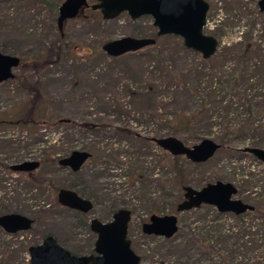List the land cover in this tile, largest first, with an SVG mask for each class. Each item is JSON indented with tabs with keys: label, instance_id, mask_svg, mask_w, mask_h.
Here are the masks:
<instances>
[{
	"label": "rangeland",
	"instance_id": "rangeland-1",
	"mask_svg": "<svg viewBox=\"0 0 264 264\" xmlns=\"http://www.w3.org/2000/svg\"><path fill=\"white\" fill-rule=\"evenodd\" d=\"M61 1L47 0L48 5L36 13L33 12L32 17L27 15L26 18L19 12L16 14L18 18L14 17L16 22H10V34L6 35L0 31V44L4 43L6 48L4 52L20 59V63L13 70L14 77L0 83V120L16 117L21 103L27 98L25 89L20 87L15 77L22 80L25 78L29 84L37 82L40 85L39 91L45 100L47 116V124L37 127L32 134L0 124V159L11 164L15 160L41 161L45 155L49 159L52 156L64 158L62 154L69 148H85L90 156L75 174L70 173L68 169L58 168L56 164H41L33 172L34 177L42 179V182L37 184L29 182L20 173L0 172V204L10 206L11 210L16 211L15 214L33 220L29 232L26 231L28 233L25 236L20 235L18 239L26 237L40 243L43 236L49 234L57 244H61L68 251L80 253V256L91 250L94 240L87 228L89 219L95 218L105 222L110 219L111 211L119 208L131 210L127 239L130 243H138L134 246L136 253L143 249L152 250L156 242L150 238L139 237L140 225L146 222L150 215L174 214V210H167L168 205L177 198L181 201L182 191L174 188L172 183L159 190L157 184L167 179L169 182L173 181V174L169 169L163 170L162 164L155 167L154 160L145 156L147 163L138 165L144 170L138 171L139 178L132 179L129 174L127 165L131 161L130 154L126 151L129 152L130 149L124 143L127 141L117 140L111 133V128L123 126L142 136L149 135L156 128L148 117L153 113L155 103L150 99L141 101L138 97L131 100L120 90V86L114 88L109 85L105 72L110 58L100 50L101 44L106 40L135 36L138 28L151 24V18L142 16L131 20L122 12L112 19L104 20L98 11L86 8L76 17L65 20L62 24V35H59L50 15L56 16V6ZM205 1L208 10L203 33L214 36L223 44L237 40L242 33L251 31L252 40L260 42L264 48V11H258L255 0ZM92 2L94 0H88V3ZM52 7L56 8L55 12ZM31 33H34V36H28ZM58 37L61 41L56 40ZM162 41V45L170 44V39L160 40ZM52 42L59 45L58 58L46 67L33 70L30 66L32 57L42 54ZM164 58L168 60L170 57L165 55ZM174 62H180V58H175ZM137 63L138 60L134 58H124L120 61L121 66L114 70L134 68ZM186 99V95L178 91L175 106ZM59 118L69 120V126L64 122H57ZM82 121L109 126L97 133L99 137L90 133L82 135L77 127ZM6 140L21 141V147L11 153L2 148V141ZM194 143L196 142L189 141L186 145ZM246 144H228L227 149H240L247 146ZM150 151L152 154H159L156 148L152 147ZM183 170L189 181L187 186L193 189L203 187L216 175L220 176L218 181L230 183L235 187L246 173L264 172L262 166L247 156L241 159L233 156L228 159L224 151L218 150L207 162L198 165L189 163L183 165ZM149 181L152 182L150 186L142 187ZM211 181L210 183L214 182ZM68 186L75 187L93 199L92 210L84 216L85 228L78 226L72 212L55 204L56 190ZM233 199L243 201L238 195ZM196 210L199 208L179 214L178 227L195 228L203 213V210L195 212Z\"/></svg>",
	"mask_w": 264,
	"mask_h": 264
},
{
	"label": "trees",
	"instance_id": "trees-1",
	"mask_svg": "<svg viewBox=\"0 0 264 264\" xmlns=\"http://www.w3.org/2000/svg\"><path fill=\"white\" fill-rule=\"evenodd\" d=\"M47 5V0L23 2L0 0V31L6 35L10 34L8 27L11 20L16 22L17 19L14 18L17 17L16 14L21 12L26 18L27 15L32 17L33 12L36 13ZM55 9L52 7L54 12ZM50 20L55 23L56 16L50 15ZM135 32L134 37L155 38L154 44L144 47L143 50L109 57L110 64L105 72L109 85L114 88L120 86V90L124 91L131 100L138 97L141 101L150 99L155 103L153 113L148 117L156 128L149 135L142 136L123 126L111 128V133L117 140L127 141L124 143L130 149V153L126 152L130 154L129 161H131L128 162L127 170L132 179L139 178L140 169L144 171L138 165L147 163L145 158H151L155 162V167L162 164L163 170L169 169L173 174V181L169 182L167 178L162 182L157 181L160 183L156 186L159 190L171 183L178 190L187 186L189 181L183 165L189 162L182 156L168 154L151 141V138L164 136H175L185 144L189 141L197 142L202 138H210L219 145L217 150L224 151L228 159L233 156L237 159L247 156L254 163L262 166L251 155L241 152L237 147L227 149L228 144L236 143H247V146L264 148V48L260 42L252 40L251 31L242 33L237 40L223 44L217 41V49L208 59H202L198 53L183 47L178 37L164 35L156 38L155 29L151 24L138 28ZM28 36H34V33ZM162 39H170V44L162 45L164 44L163 41L160 42ZM56 40L61 41V38L58 37ZM48 47L42 54L32 57L30 66L33 70L46 67L48 63L58 58L59 45L52 42ZM5 50V44H0V52L5 53ZM165 55L170 57V61L164 58ZM124 58H134L138 63L134 68H127L128 70L122 68L114 70L121 66L120 61ZM175 58H180V62H174ZM15 79L20 87L25 89L27 98L21 103L16 117L3 118L0 124L32 134L37 127L47 124L45 100L40 94V85L37 82L29 84L25 78L22 80L20 77H15ZM178 91H182L187 99L175 106ZM133 119L135 120L134 117ZM60 120L61 118L57 119V122H64L69 126V120ZM108 126L109 124L89 121H82L77 125L82 135L90 133L94 137H99L97 133ZM20 143L21 141L16 140L2 141V148L14 153L21 147ZM152 147L156 148L159 154H152L150 151ZM71 151L72 149L69 148L67 154L62 155H68ZM59 159L60 156H52L49 159L45 155V158L38 162L40 165L47 162L55 166ZM17 163H20L19 160L7 164L0 159V172L11 173L9 166ZM219 177L213 176L206 184L212 182L211 180L214 182L220 180ZM26 180L35 184L42 182L41 178L34 176ZM151 184L152 182L149 181L142 187ZM235 187L236 195L241 197L242 202L252 206V211L233 216L219 214L211 207L201 206L195 211L203 210L195 228L178 227L176 234L170 239L144 236L140 233L139 237L150 238L156 244L152 250L143 249L136 253L134 246L138 243H130L131 250L140 258L139 264H264V172L246 173L243 180L240 179ZM66 188L82 198L93 200L73 186ZM179 202L180 199L177 198L168 205L167 210H175ZM115 211H111L110 216ZM128 211L131 216V210ZM10 213L15 214L16 211L11 210L10 206L0 204V216ZM72 213L78 226L85 228L84 215ZM28 232L5 234L0 230V264H28L27 248L38 244L26 237L18 239L20 235L25 236ZM61 247L68 251L64 246ZM68 252L72 255L80 254L74 251Z\"/></svg>",
	"mask_w": 264,
	"mask_h": 264
},
{
	"label": "water",
	"instance_id": "water-1",
	"mask_svg": "<svg viewBox=\"0 0 264 264\" xmlns=\"http://www.w3.org/2000/svg\"><path fill=\"white\" fill-rule=\"evenodd\" d=\"M256 5L259 11L264 10V0H257ZM84 8L98 11L104 20L112 19L122 12L131 20L149 16L156 38L164 35L178 37L183 47L198 53L202 59L210 58L217 49L216 38L203 33L208 10L205 0H94L92 3H88V0H62L57 7V31L62 35L63 22L76 17ZM154 42L155 38L152 37L122 36L103 42L100 50L108 57H118L136 52ZM18 64V57L0 52V83L13 78V70ZM151 141L161 150L173 156H182L191 164L208 161L219 148L210 138H202L192 145H186L175 136L151 138ZM239 150L251 155L264 166V148L245 146ZM88 158L87 151L72 150L57 163L60 168L74 173L80 170ZM37 167V161H24L10 165L9 170L13 173H29ZM181 191L182 199L175 206L174 214L150 215L140 226L142 235L170 239L177 232V216L201 206L211 207L219 214L233 216L253 209L249 204L233 199L236 188L230 183L215 181L199 189L184 186ZM56 203L82 214L88 213L92 208L90 201L66 189L57 191ZM129 220L130 212L126 209L115 211L106 223L91 219L88 229L95 235V240L90 255H72L59 246L53 237L46 235L40 243L27 248L28 264H139L140 258L131 250L127 239ZM32 224L31 219L19 214L0 216V230L5 234L26 232Z\"/></svg>",
	"mask_w": 264,
	"mask_h": 264
},
{
	"label": "flooded vegetation",
	"instance_id": "flooded-vegetation-1",
	"mask_svg": "<svg viewBox=\"0 0 264 264\" xmlns=\"http://www.w3.org/2000/svg\"><path fill=\"white\" fill-rule=\"evenodd\" d=\"M256 3H257V0H255V5H256ZM256 7H257V5H256ZM84 9H86V8H84ZM258 9V8H257ZM259 11V10H258ZM264 11V10H263ZM259 12H262V11H259ZM67 156V155H66ZM64 158H65V156H64ZM62 159V158H61ZM89 159V158H88ZM87 159V160H88ZM60 160V159H59ZM86 160V161H87ZM38 162V161H37ZM58 162V161H57ZM56 162V165H57V167L58 168H60L59 166H58V163ZM84 165V164H83ZM40 167V164H39V162H38V167L34 170V171H31V172H29V173H20V174H22L26 179H28V177H30V176H33V172H35L38 168ZM82 168V167H81ZM80 168V169H81ZM62 169H65V168H62ZM10 171V170H9ZM11 172V171H10ZM69 172L70 173H72V174H75L76 172H71L70 170H69ZM78 172V171H77ZM60 189H66V190H69V189H67V188H60ZM60 189H58V190H60ZM57 190V191H58ZM70 191H72V190H70ZM74 192V191H73ZM57 193V192H56ZM75 193V192H74ZM76 194V193H75ZM77 196H79L78 194H77ZM80 197V196H79ZM80 198H82V197H80ZM82 199H85V198H82ZM85 200H87V199H85ZM88 201H90V203H91V205H92V208H93V202L91 201V200H89L88 199ZM55 202H56V195H55ZM57 204V203H56ZM57 206H59L58 204H57ZM60 208H63V207H61V206H59ZM92 208H91V210H92ZM64 209H66V208H64ZM66 210H68V211H71V212H74V213H77V214H80V215H86V214H82V213H79V212H76V211H73V210H69V209H66ZM90 210V211H91ZM89 211V212H90ZM88 212V213H89ZM110 218H111V216H110ZM91 219H95V218H91ZM91 219H89L88 220V224H89V221L91 220ZM97 220V219H96ZM110 220V219H109ZM108 220V221H109ZM97 221H99V220H97ZM108 221H105V222H101V221H99V222H101V223H106V222H108ZM144 223V222H143ZM88 224H87V228H88ZM84 225H85V223H84ZM141 226V225H140ZM128 227V226H127ZM88 231H89V229H88ZM89 233H90V235L91 236H93L94 237V240H95V235L94 234H92L90 231H89ZM141 233V232H140ZM55 240V239H54ZM94 240H93V243H94ZM93 243H92V248H93ZM92 248H91V250H90V252H88L87 254H85V255H90V254H92ZM76 256H80V255H76Z\"/></svg>",
	"mask_w": 264,
	"mask_h": 264
}]
</instances>
